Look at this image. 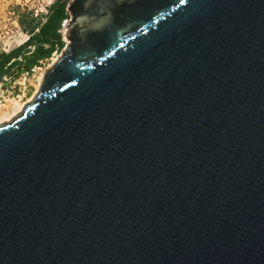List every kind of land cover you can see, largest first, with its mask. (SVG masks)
Segmentation results:
<instances>
[{"label": "water", "instance_id": "95a60500", "mask_svg": "<svg viewBox=\"0 0 264 264\" xmlns=\"http://www.w3.org/2000/svg\"><path fill=\"white\" fill-rule=\"evenodd\" d=\"M0 122V264H264V0H68Z\"/></svg>", "mask_w": 264, "mask_h": 264}, {"label": "rangeland", "instance_id": "374dc122", "mask_svg": "<svg viewBox=\"0 0 264 264\" xmlns=\"http://www.w3.org/2000/svg\"><path fill=\"white\" fill-rule=\"evenodd\" d=\"M52 1L0 0V51H6L20 44L27 37V24H36V22L42 21L48 10V5ZM20 19L22 20L21 22L19 21ZM68 19L69 15L62 19L60 23L59 31L62 44L59 47H54L48 56L38 59L28 69L24 63H14L10 66L9 71L1 76L0 116L2 111L12 107L11 104H13L15 99L23 104L33 96L43 71L60 55L62 48L68 41L64 37L66 30L64 25ZM28 48L31 50L32 45H29ZM17 58L20 57L18 56ZM35 82L38 83L37 87L34 86Z\"/></svg>", "mask_w": 264, "mask_h": 264}, {"label": "trees", "instance_id": "16d2710c", "mask_svg": "<svg viewBox=\"0 0 264 264\" xmlns=\"http://www.w3.org/2000/svg\"><path fill=\"white\" fill-rule=\"evenodd\" d=\"M66 1L53 0L48 5V10L42 21H38L36 24H27V37L20 44L6 51H0V79L9 71L12 64L21 62L28 69L38 59L48 56L54 47H59L62 44L59 27L62 19L68 15L65 10ZM29 45H32L31 50L28 48ZM18 56L20 58H17Z\"/></svg>", "mask_w": 264, "mask_h": 264}, {"label": "bare ground", "instance_id": "6f19581e", "mask_svg": "<svg viewBox=\"0 0 264 264\" xmlns=\"http://www.w3.org/2000/svg\"><path fill=\"white\" fill-rule=\"evenodd\" d=\"M37 82H35L34 86L37 87ZM13 101V100H12ZM12 107L7 108L6 110L2 111L0 119V122L8 120L11 116H13L22 106V104L19 102V100H14L13 104H11ZM10 105V106H11Z\"/></svg>", "mask_w": 264, "mask_h": 264}]
</instances>
